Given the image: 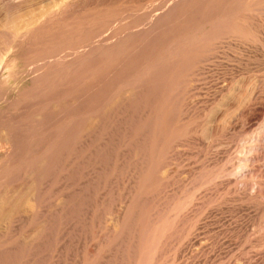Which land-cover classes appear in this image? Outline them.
<instances>
[{
	"label": "rangeland",
	"instance_id": "374dc122",
	"mask_svg": "<svg viewBox=\"0 0 264 264\" xmlns=\"http://www.w3.org/2000/svg\"><path fill=\"white\" fill-rule=\"evenodd\" d=\"M1 62L0 264H264V0H0Z\"/></svg>",
	"mask_w": 264,
	"mask_h": 264
},
{
	"label": "bare ground",
	"instance_id": "6f19581e",
	"mask_svg": "<svg viewBox=\"0 0 264 264\" xmlns=\"http://www.w3.org/2000/svg\"><path fill=\"white\" fill-rule=\"evenodd\" d=\"M170 1V0H169ZM177 1V0H176ZM186 2V1H185ZM68 3V1H66V2H61V3H58L57 4V6H56V8H53V7H50V8H48L49 10H47V9H45L46 10V14L44 15V17H49V15H56V14H58L60 11H63L64 12V10L63 9H66L67 7H68V5L67 6H65L66 4ZM167 4V3H166ZM27 6V5H26ZM31 6V5H30ZM171 6V5H170ZM254 7V6H253ZM31 8V7H30ZM33 9V8H32ZM35 9H36V7H35ZM34 9V10H35ZM62 9V10H61ZM167 9V8H166ZM214 10V9H213ZM161 11V10H160ZM33 12V11H32ZM42 12V11H41ZM26 13V12H25ZM27 13H28V11H27ZM30 13V12H29ZM34 13V12H33ZM45 13V12H44ZM166 13V12H165ZM177 13V12H176ZM216 13V12H215ZM16 14V13H15ZM24 14V13H23ZM37 14V13H36ZM42 14V13H41ZM30 15H32V14H30ZM88 15V14H87ZM213 15V14H212ZM26 16V15H25ZM39 16V15H38ZM70 16V15H69ZM6 17V16H5ZM29 17V16H28ZM200 17V16H199ZM211 17V16H210ZM18 18V17H17ZM23 18V17H22ZM43 18V17H42ZM28 19H30V18H28ZM38 19V17H35V20L32 22V20H33V18H31V22H27L26 24H25V22H24V24L25 25H23L22 27L21 26H19V24L17 25V23L15 24L17 27H16V29L19 27V29L21 28V30H23V28H24V30H25V34H23V36H21V34H19V36L18 37H20V38H24L26 35H28L31 31H33L34 29H36L37 27H39L40 26V24L42 25H45L46 24V22L45 21H43L42 19L39 21V20H37ZM48 19V18H47ZM227 19V18H226ZM20 20V19H19ZM19 20L17 19V21L19 22ZM24 20V19H23ZM207 20V19H206ZM209 20V19H208ZM30 21V20H29ZM37 21V22H36ZM232 22H234V21H232ZM45 23V24H44ZM21 24V23H20ZM116 26V25H115ZM14 30V29H13ZM131 31V30H130ZM5 33V32H4ZM3 33V34H4ZM128 33V32H127ZM159 33V32H158ZM5 35V34H4ZM154 35H156V34H154ZM7 36V35H6ZM152 36V35H151ZM14 37V36H13ZM106 37V36H105ZM120 37V36H119ZM19 38V39H20ZM104 38V37H103ZM13 39V38H12ZM11 39V40H12ZM98 39V38H97ZM140 39V38H139ZM101 40V39H100ZM115 40V39H114ZM3 41V40H2ZM146 42V41H145ZM189 42V41H188ZM128 44V43H127ZM11 45V44H10ZM96 46V45H95ZM92 47V46H91ZM90 47V48H91ZM182 47V46H181ZM193 47V46H192ZM143 48V47H142ZM117 49V48H116ZM84 50V49H83ZM138 50H140V49H138ZM188 50V49H187ZM3 51V50H2ZM74 53V52H73ZM131 53V52H130ZM4 55V54H3ZM97 55V54H96ZM133 56V55H132ZM87 59V58H86ZM189 59V58H188ZM1 60H3V58L1 59ZM67 60V59H66ZM4 61V60H3ZM47 61V60H46ZM87 61H89V60H87ZM96 61V60H95ZM94 61V62H95ZM48 62V61H47ZM49 65V64H48ZM160 65V64H159ZM160 67H161V65H160ZM6 68V66H5V64L3 63V62H1L0 63V80H2L3 78H4V74H5V72H4V69ZM61 68V67H60ZM118 69V68H117ZM29 70H31V68H29ZM34 70V69H33ZM47 71V70H46ZM13 72V71H12ZM28 72V71H27ZM114 72H115V70H114ZM44 73V72H43ZM7 74V73H6ZM33 74V73H32ZM154 75V74H153ZM7 76V75H6ZM5 76V77H6ZM136 76V75H135ZM176 76H178V75H176ZM138 80V79H137ZM136 81V80H135ZM175 81V80H174ZM0 83H1V81H0ZM148 83V82H147ZM2 84V83H1ZM66 84V83H65ZM127 85V84H126ZM64 86V85H63ZM66 86V85H65ZM145 86V85H144ZM115 87V86H114ZM127 87V86H126ZM141 87V86H140ZM118 88V87H117ZM146 88V87H145ZM145 88H144V90H145ZM86 89V88H85ZM89 89V88H88ZM61 90V89H60ZM67 90V89H66ZM68 91V90H67ZM70 91V90H69ZM81 91H82V89H81ZM135 91V90H134ZM96 92V91H95ZM136 92V91H135ZM151 92V91H150ZM154 92V91H153ZM176 92V91H175ZM81 93V92H80ZM92 93V92H91ZM139 94V93H138ZM110 95H112V93L110 94ZM125 95V94H124ZM149 95V94H148ZM56 96V95H55ZM54 96V97H55ZM176 96V95H175ZM123 97V96H122ZM140 97V96H139ZM96 98V97H95ZM136 98V97H135ZM173 98V97H172ZM58 99V98H57ZM62 99V98H61ZM114 99V98H113ZM120 99V98H119ZM174 99V98H173ZM45 100V99H44ZM83 100V99H82ZM112 100V99H111ZM175 100V99H174ZM133 101V100H132ZM77 102V101H76ZM86 103V102H85ZM110 103V102H109ZM132 103V102H131ZM133 104V103H132ZM157 104V103H156ZM74 105V104H73ZM85 105V104H84ZM91 105V104H90ZM138 105V104H137ZM66 106V105H65ZM116 106V105H115ZM72 107V106H71ZM94 107H96V106H94ZM117 107V106H116ZM160 107V106H159ZM105 108V107H104ZM135 108V107H134ZM148 108V107H147ZM153 108V107H152ZM132 109V108H131ZM80 110V109H79ZM95 110V109H94ZM126 111H127V109H125ZM133 110V109H132ZM136 110H137V108H136ZM49 111V110H48ZM105 111V110H104ZM111 111V110H110ZM52 112V111H51ZM135 112V111H134ZM114 113V112H113ZM124 113V112H123ZM133 113V112H132ZM153 113V112H152ZM48 114V113H47ZM53 114V113H52ZM104 114V113H103ZM50 115V114H49ZM53 116V115H52ZM60 116V115H59ZM72 116V115H71ZM98 116V115H97ZM49 117V116H48ZM51 117V116H50ZM68 117H69V115H68ZM131 117V116H130ZM53 118V117H52ZM65 118V117H64ZM129 118V117H128ZM57 120V119H56ZM101 120V119H100ZM53 121V120H52ZM71 121V120H70ZM107 121V120H106ZM135 121V120H134ZM61 122V121H60ZM58 123V122H57ZM69 123V122H68ZM71 123V122H70ZM90 123V122H89ZM151 123V122H150ZM67 125V124H66ZM69 125V124H68ZM134 125V124H133ZM132 125V126H133ZM46 126V125H45ZM99 126V125H98ZM135 126V125H134ZM101 127V126H100ZM97 128V127H96ZM71 129V128H70ZM90 129V128H89ZM43 130V129H42ZM86 130V129H85ZM88 130V129H87ZM150 131V130H149ZM153 131V130H152ZM151 131V132H152ZM70 132V131H69ZM88 132V131H87ZM54 133V132H53ZM80 133V132H79ZM64 134H65V132H64ZM85 134V133H84ZM49 135H51V134H49ZM67 135V134H66ZM53 136V135H52ZM52 136H51V138H52ZM64 136V135H63ZM62 136V137H63ZM11 137V136H10ZM55 137V136H54ZM147 137V136H146ZM163 137V136H162ZM76 138V137H75ZM62 139V138H61ZM148 139V138H147ZM146 139V140H147ZM162 139V138H161ZM135 140V139H134ZM160 140V139H159ZM45 141V140H44ZM50 141V140H49ZM60 142V141H59ZM42 143V142H41ZM72 143V142H71ZM51 144V143H50ZM126 144V143H125ZM58 145V144H57ZM64 145V144H63ZM71 145H73V144H71ZM120 146V145H119ZM133 146V145H132ZM122 147V146H121ZM63 148V147H62ZM123 148V147H122ZM146 148V147H145ZM45 149V148H44ZM43 149V150H44ZM70 150V149H69ZM142 150V149H141ZM32 151V150H31ZM54 151V150H53ZM60 151V150H59ZM62 151V150H61ZM92 151V150H91ZM157 151V150H156ZM47 152V151H46ZM45 152V153H46ZM70 152V151H69ZM133 152V151H132ZM149 152V151H148ZM34 153H35V151H34ZM58 153V152H57ZM32 154V153H31ZM56 154V153H55ZM70 154V153H69ZM50 156V155H49ZM60 156V155H59ZM128 156V155H127ZM138 156V155H137ZM30 157V156H29ZM46 157V156H45ZM48 157V156H47ZM157 157V156H156ZM53 157H50V159H52ZM89 158V157H88ZM62 161V160H61ZM31 162V161H30ZM49 163H51V160H50V162ZM61 163V162H60ZM147 163H148V161H147ZM29 165H30V163H28ZM149 164V163H148ZM50 165V164H49ZM31 166V165H30ZM48 166V165H47ZM60 165H58V167H59ZM57 167V166H56ZM47 168V167H46ZM148 168V167H147ZM32 170H33V168H32ZM46 171V170H45ZM49 171V170H48ZM67 171V170H66ZM65 171V172H66ZM28 172V171H27ZM55 172H56V170H55ZM34 173V172H33ZM142 173V172H141ZM144 173V172H143ZM49 175V174H48ZM142 175V174H141ZM140 175V176H141ZM54 176V175H53ZM52 176V177H53ZM21 177V176H20ZM50 179V178H49ZM51 181V180H50ZM40 182V181H39ZM48 182V181H47ZM31 185V184H30ZM36 196V195H35ZM32 198V197H31ZM35 200V199H34ZM31 202V201H30ZM37 202H38V200H37ZM25 204V203H24ZM32 210V209H31ZM40 210V209H39ZM32 213V212H31Z\"/></svg>",
	"mask_w": 264,
	"mask_h": 264
}]
</instances>
